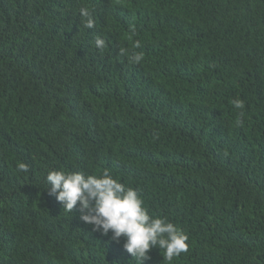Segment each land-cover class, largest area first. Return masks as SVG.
<instances>
[{"label": "trees", "instance_id": "1", "mask_svg": "<svg viewBox=\"0 0 264 264\" xmlns=\"http://www.w3.org/2000/svg\"><path fill=\"white\" fill-rule=\"evenodd\" d=\"M105 169L188 236L143 264H264V0H0V264H140L49 195Z\"/></svg>", "mask_w": 264, "mask_h": 264}, {"label": "clouds", "instance_id": "2", "mask_svg": "<svg viewBox=\"0 0 264 264\" xmlns=\"http://www.w3.org/2000/svg\"><path fill=\"white\" fill-rule=\"evenodd\" d=\"M80 14L89 17L86 27L94 26L87 8H81ZM131 31L134 33L135 28ZM95 46L103 49L105 41L95 39ZM134 47H140L136 41ZM125 50L121 49L123 53ZM142 53L131 56L132 63H139ZM235 108H243L239 99L231 101ZM21 171H27L25 163H19ZM49 195L72 212L79 205L80 220L92 226L93 231L119 242L124 238L123 249L132 257L139 258L140 264L147 260L154 247L164 250V257L171 261L181 253L188 251V236L166 217H153L144 207L138 191L127 187L114 179L105 169L100 175H86L83 172H65L49 170L46 176Z\"/></svg>", "mask_w": 264, "mask_h": 264}]
</instances>
